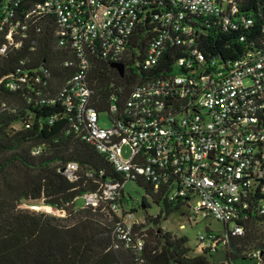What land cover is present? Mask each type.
Wrapping results in <instances>:
<instances>
[{
	"label": "built area",
	"instance_id": "obj_1",
	"mask_svg": "<svg viewBox=\"0 0 264 264\" xmlns=\"http://www.w3.org/2000/svg\"><path fill=\"white\" fill-rule=\"evenodd\" d=\"M43 22L55 26V48L73 54L63 65H75V72L54 94L41 89L52 74L45 61L29 70L18 67L0 85L12 91L27 86L35 92L29 102H61L75 134L122 174L123 181L108 179L81 195L83 206L106 203L118 217L115 249L131 251L134 264H148L145 239L134 230V203H124L125 183L139 178L195 216L224 223L225 234L209 229L199 236L211 251L244 235L249 220L264 226V0H0V54L24 44L36 51ZM146 23L154 34L142 53L133 34ZM256 23L263 35L234 58L201 48L205 28L235 31L242 42ZM94 58L132 62L125 69L140 72L122 106L113 97L108 127L99 124L91 103ZM7 108L3 102L0 111ZM125 146L129 157L123 156ZM42 150L37 146L33 153ZM79 170L69 161L61 172L75 182ZM244 258L264 264V248Z\"/></svg>",
	"mask_w": 264,
	"mask_h": 264
},
{
	"label": "trees",
	"instance_id": "obj_2",
	"mask_svg": "<svg viewBox=\"0 0 264 264\" xmlns=\"http://www.w3.org/2000/svg\"><path fill=\"white\" fill-rule=\"evenodd\" d=\"M42 25L36 51H30L24 44L0 54V79L18 67L29 70L45 61L52 71L49 84L41 88L47 95L58 92L76 66L63 65L65 59H74L73 54L55 48L53 24L43 22ZM261 27L256 23L255 32H248V38L242 42L235 31L216 26L209 31L205 28L199 35L201 48L205 53L234 58L243 52L249 41L263 35ZM142 29L134 32L133 44L139 43L143 53L147 40L154 33L147 23ZM172 51L179 56L178 50ZM22 60L26 61L23 66L20 65ZM111 63L101 58L92 60L89 73L93 89L91 103L99 114L109 113L114 96L119 99V107L122 106L140 74L127 67L121 75ZM131 63L124 62L125 65ZM30 96H35V92L27 86L12 91L0 85V106L6 102L9 107L0 111V264H134L131 251L113 247V230L118 217L108 205H76L79 196L97 190L106 180L123 181L122 174L94 146L75 134L61 102L41 104L36 103L34 97L29 102L27 97ZM53 115L56 119L49 122ZM37 146L43 147L40 154L33 153ZM69 161L78 162L80 167V178L75 182L69 181L61 172ZM88 172L93 176H88ZM135 181L161 206L159 213L150 218L153 223L159 224L170 214L187 208L155 193L148 181L142 178ZM147 195L143 196V202L150 206ZM24 199H43L45 204L66 214L56 216L21 207ZM258 225L255 220H249L244 235L230 236L225 246L230 245L233 249L226 250L227 259H245L249 251L243 254L244 246L257 238ZM261 247L264 248V242ZM191 250L187 236H178L158 227L150 238L145 239L143 255L148 264H210L205 255H190ZM203 251L213 252L208 247Z\"/></svg>",
	"mask_w": 264,
	"mask_h": 264
},
{
	"label": "rangeland",
	"instance_id": "obj_3",
	"mask_svg": "<svg viewBox=\"0 0 264 264\" xmlns=\"http://www.w3.org/2000/svg\"><path fill=\"white\" fill-rule=\"evenodd\" d=\"M99 124L104 127L111 125L108 114L102 112L99 115ZM129 147L125 146L123 150V156L129 157ZM147 195L143 187H141L135 180H129L124 186V203L129 207V201L134 203V207L131 208L134 211L133 221L134 230L137 235L143 236L145 239L150 238L158 227L163 230L171 231L172 233L181 236L185 235L188 238V245L191 247L190 255H205L210 264H252L251 260L237 257L233 260L227 259L226 250L232 247L230 245H219L218 249L213 252L205 253L203 248L205 244L200 242L199 236L203 233L208 234L206 228H209L217 235L225 234V225L222 221L211 216L203 218L201 215L195 216L194 212L188 208H183L177 212H174L168 216L167 219H163L159 224L152 222L150 218H154L160 211L161 206L153 201V199L147 195V200L150 202V206H146L143 202V196ZM85 199L83 196H79L76 200V205L83 206ZM21 207L29 208L41 212H46L56 216H64L66 213L62 210L56 209L50 205L45 204L43 199L27 200L24 199L21 202ZM48 206L50 208H48ZM135 208V210L133 209ZM232 227V224H230ZM257 238L253 241L245 244L244 252L251 251L255 248L261 247L264 242V226L258 225L256 230ZM233 249V248H232ZM241 254V256H243Z\"/></svg>",
	"mask_w": 264,
	"mask_h": 264
},
{
	"label": "water",
	"instance_id": "obj_4",
	"mask_svg": "<svg viewBox=\"0 0 264 264\" xmlns=\"http://www.w3.org/2000/svg\"><path fill=\"white\" fill-rule=\"evenodd\" d=\"M111 66L116 68L121 75L125 72V65L122 62H112ZM206 231H209V228H206Z\"/></svg>",
	"mask_w": 264,
	"mask_h": 264
},
{
	"label": "bare ground",
	"instance_id": "obj_5",
	"mask_svg": "<svg viewBox=\"0 0 264 264\" xmlns=\"http://www.w3.org/2000/svg\"><path fill=\"white\" fill-rule=\"evenodd\" d=\"M48 208H50V207L48 206Z\"/></svg>",
	"mask_w": 264,
	"mask_h": 264
}]
</instances>
